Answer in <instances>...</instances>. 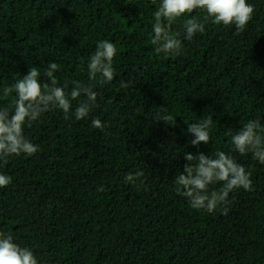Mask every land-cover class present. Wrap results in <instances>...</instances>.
<instances>
[{
	"label": "trees",
	"instance_id": "trees-1",
	"mask_svg": "<svg viewBox=\"0 0 264 264\" xmlns=\"http://www.w3.org/2000/svg\"><path fill=\"white\" fill-rule=\"evenodd\" d=\"M247 2L254 14L242 32L209 19L183 40L184 21L206 13L177 19L182 54L165 56L151 44L160 0H0V107L15 99L3 98L4 87L33 66L46 82L52 62L66 92L79 81L98 93L89 117L75 119L73 100L67 114L57 108L25 126L39 151L0 162L12 178L0 188V232L39 264H264V165L234 151L225 134L249 120L264 125V0ZM102 40L117 49L106 84L87 71ZM209 114V144L192 147L188 125ZM198 151H223L250 173L251 190L229 194L227 215L223 206L195 210L177 192L184 153ZM136 172L135 184L125 181Z\"/></svg>",
	"mask_w": 264,
	"mask_h": 264
},
{
	"label": "clouds",
	"instance_id": "clouds-1",
	"mask_svg": "<svg viewBox=\"0 0 264 264\" xmlns=\"http://www.w3.org/2000/svg\"><path fill=\"white\" fill-rule=\"evenodd\" d=\"M155 3V0H153ZM201 9L206 13L203 21L196 17L186 19L182 25L183 40H191L197 33L205 31V24L210 19L213 24L234 25L238 32H242L254 14V6L247 0H160V4L153 13L154 33L151 44L157 54L165 56H179L182 54L183 41L180 31H173V23L194 10ZM117 49L114 43L108 40L99 41L96 50L87 63L88 77L99 83L106 84L113 81L115 71L113 59ZM59 65L52 62L44 73L46 78L41 83L40 72L33 66L28 69L13 85L3 88V98L7 99L15 93L11 106L0 107V162L7 163L9 158L21 155L33 156L39 151L35 145L24 135V128L32 127L45 113L60 109L67 114L72 108V101L77 100L78 106L73 115L76 120L89 117L97 102L98 93L92 86H85L79 81H72L70 93L65 89L67 84L60 86L55 73ZM128 81L121 80L120 87L126 89ZM84 99H79L81 96ZM158 117V114H157ZM164 121L175 120L166 115ZM159 122V121H158ZM214 123L213 115L209 114L199 122L188 125V133L194 137L189 141L192 147L199 149L201 143L210 142L209 129ZM91 126L103 128L99 118H93ZM231 137L233 150L241 155L251 153L253 158L264 165V125L260 120H249L239 130L228 129L225 133ZM187 163L182 172L174 177L178 185L177 192H181L195 210L214 212L221 207L222 214L227 215L229 194L234 189L251 190L252 181L250 173L239 164L233 156L218 151L214 156L203 152L196 154L184 153ZM143 175L142 172L127 173L125 181L135 184ZM12 182L8 175L0 173V188L7 187ZM222 183L219 189H210V185ZM143 185V181H140ZM99 191H104L101 186ZM145 190H147L145 188ZM0 264H39L33 252L28 247H21L15 243L13 236L0 232Z\"/></svg>",
	"mask_w": 264,
	"mask_h": 264
}]
</instances>
